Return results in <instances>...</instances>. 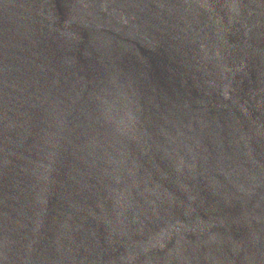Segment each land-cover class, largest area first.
<instances>
[{
  "label": "water",
  "instance_id": "95a60500",
  "mask_svg": "<svg viewBox=\"0 0 264 264\" xmlns=\"http://www.w3.org/2000/svg\"><path fill=\"white\" fill-rule=\"evenodd\" d=\"M0 264H264V0H0Z\"/></svg>",
  "mask_w": 264,
  "mask_h": 264
}]
</instances>
